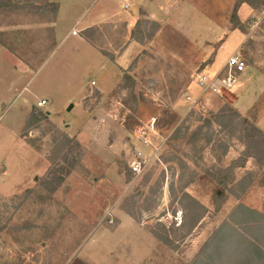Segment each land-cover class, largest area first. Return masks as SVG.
I'll list each match as a JSON object with an SVG mask.
<instances>
[{"label": "rangeland", "instance_id": "obj_1", "mask_svg": "<svg viewBox=\"0 0 264 264\" xmlns=\"http://www.w3.org/2000/svg\"><path fill=\"white\" fill-rule=\"evenodd\" d=\"M60 1L72 10L71 2ZM46 2L0 0V264H68L96 233L116 226V211L157 237L144 264H192L227 223L264 245V142L245 134L264 109V7L238 12L240 32L229 23L232 4L223 19L227 0L213 11L198 1L169 13L165 6L164 15H176L184 27L185 36L174 43L185 68L144 52L110 94L90 90L84 114L80 96L97 80L87 70L96 62L75 52L73 37L64 40L71 15L57 25L51 53L50 22L57 14L31 7ZM139 22L135 29L146 41L155 32L152 22L144 16ZM234 30L243 37L226 41ZM119 31L106 25L87 35L112 45ZM212 39L210 54L199 62L193 46ZM216 53L217 65L237 54L245 60L239 91L246 115L233 103L237 91L220 98L197 87L199 72H218ZM15 81L18 87H9ZM30 90L42 95L44 108L27 98ZM45 110L44 120L32 122L33 111ZM137 151L146 163L134 174L129 164ZM101 242L95 237L88 250H102ZM213 253L208 248L201 258L211 262Z\"/></svg>", "mask_w": 264, "mask_h": 264}, {"label": "crops", "instance_id": "obj_2", "mask_svg": "<svg viewBox=\"0 0 264 264\" xmlns=\"http://www.w3.org/2000/svg\"><path fill=\"white\" fill-rule=\"evenodd\" d=\"M71 2L72 10H65L61 7L60 0H47L48 4H57L58 10L56 19L50 22L52 29V43L55 40V31L59 23H65L66 19L71 15L70 30L65 36L64 40L68 37H73L72 47L76 53L84 54L93 58L94 65L89 64L87 68L88 72H94L97 74L96 81H89L85 84V88L80 96V106L86 114L83 107L85 99H88L91 89H95L101 95L110 94L120 84L121 76L125 73H129L128 70L133 68L134 61L142 56V53H151L153 56L160 58L164 61H170L179 68H185L186 62L185 57L182 55L180 44L174 43L176 40L183 39L184 27L177 20L176 15L165 16L163 8L167 6L168 13L172 10H179L181 7L189 5L190 2H200L202 6L213 11L217 7L218 0H68ZM228 8L224 13V20L229 15L230 5L234 3V0H227ZM250 10L246 5H242L238 12L245 13ZM206 10V9H204ZM176 11V12H177ZM251 11V10H250ZM143 12V15H140ZM175 12V13H176ZM212 13V12H211ZM171 15V14H170ZM144 16L149 21L158 24L159 29L155 35L150 39L143 42H138L132 38V32L136 27V23L140 21V17ZM68 20V19H67ZM106 25L120 27L118 32L119 36L112 43H109L107 38L103 42V38H100V42L93 37L87 35L88 32H95L101 30ZM226 41L229 39H241L242 34L238 31L226 32ZM220 34L214 38L218 40ZM212 41H204L203 44L193 46L196 48L198 57L200 56L199 62L204 61L211 52ZM174 40V41H173ZM223 44L217 51V53L225 47ZM52 54L57 49L55 42L52 44ZM233 49L229 55L236 52L237 43L233 44ZM105 47H109L105 49ZM238 52V51H237ZM217 53L213 62V68H219L224 66V63L217 65ZM197 56V55H196ZM167 59V60H166ZM47 60V59H46ZM45 61L40 65L45 67ZM218 70V71H219ZM247 70V68H246ZM245 70V71H246ZM32 77V76H31ZM237 79L235 85L231 89L237 91L239 95L235 100L234 104L239 107V113L246 115V105L244 103L241 91L243 87L240 83V78ZM30 79L23 83L19 89H25ZM94 82V86L91 85ZM13 88L18 87V82L15 81L13 84H9ZM35 92L30 90L29 98L31 101L36 100L37 102L44 101L42 95L38 98L34 97ZM35 98V99H33ZM262 104L264 105V95L262 97ZM45 105L42 107L44 108ZM46 114H49L46 112ZM256 127L264 134V109L257 116L252 117ZM115 217L117 224L112 230H103L96 233L93 238L85 244V246L78 252V254L71 259L68 264H144L154 250L158 247V241L152 235V232L144 227V224H140L135 221L129 214L116 211ZM95 237H101L102 250H97L95 253L88 250V245L93 241ZM114 237V238H111ZM87 249V250H86Z\"/></svg>", "mask_w": 264, "mask_h": 264}, {"label": "trees", "instance_id": "obj_3", "mask_svg": "<svg viewBox=\"0 0 264 264\" xmlns=\"http://www.w3.org/2000/svg\"><path fill=\"white\" fill-rule=\"evenodd\" d=\"M242 5H246L252 10H258L261 7H264V0H235L232 10L229 16V23L232 25L233 29L239 30L240 32H243V25L239 21L238 18V10ZM35 9H44V10H53L55 17L58 5L57 4H48L47 2L43 4V7L40 6H31ZM140 15H143V12H140ZM139 21L136 23L137 28L139 25ZM152 28L154 29V33L149 35L146 39L149 40L152 38L155 33L158 31L159 26L155 22H152ZM132 38L138 42H143V37L141 34V30L138 31L134 29L132 32ZM48 114H43L38 111H33V119L32 122L38 121V120H44ZM238 115V114H237ZM246 137L249 141L253 140L255 134L257 136H260L264 142V134L254 125L248 126L245 129ZM62 178L57 179V184H61ZM220 192H216V195H219ZM186 196L194 202L198 207L201 209H204L202 205H200L196 200L191 198L186 194ZM252 211V210H251ZM245 224V223H241ZM181 225V223H180ZM237 224H225L220 229H218V232L214 234L211 239L200 250L198 256L195 258V260L192 262V264H213V261L216 259H222V262L220 264H264V245L261 244L257 236H254L252 233L248 232H240L238 231L235 226ZM246 225V224H245ZM162 226V225H161ZM163 230H165V227L162 226ZM155 237V236H154ZM157 238V237H156ZM159 239V238H158ZM260 242V243H259ZM220 249H219V248ZM208 248H211L214 250V255L212 257V261L209 262L210 259L203 260L201 258V254L207 250Z\"/></svg>", "mask_w": 264, "mask_h": 264}, {"label": "built area", "instance_id": "obj_4", "mask_svg": "<svg viewBox=\"0 0 264 264\" xmlns=\"http://www.w3.org/2000/svg\"><path fill=\"white\" fill-rule=\"evenodd\" d=\"M247 66L245 60L240 55H233L227 59L224 66L214 75H208L207 71L203 70L196 75L197 87L207 94L222 97L225 91L231 90L237 79L242 75ZM94 86V82H91ZM45 105L44 101L37 103V107L41 108ZM141 130H137L139 133ZM137 159H135L129 168L134 174H138L145 166V158L142 153L137 151Z\"/></svg>", "mask_w": 264, "mask_h": 264}, {"label": "water", "instance_id": "obj_5", "mask_svg": "<svg viewBox=\"0 0 264 264\" xmlns=\"http://www.w3.org/2000/svg\"><path fill=\"white\" fill-rule=\"evenodd\" d=\"M72 109V105H70L67 109V111H70Z\"/></svg>", "mask_w": 264, "mask_h": 264}]
</instances>
